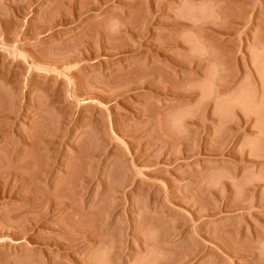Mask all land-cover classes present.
Instances as JSON below:
<instances>
[{
    "label": "rangeland",
    "instance_id": "374dc122",
    "mask_svg": "<svg viewBox=\"0 0 264 264\" xmlns=\"http://www.w3.org/2000/svg\"><path fill=\"white\" fill-rule=\"evenodd\" d=\"M0 264H264V0H0Z\"/></svg>",
    "mask_w": 264,
    "mask_h": 264
},
{
    "label": "bare ground",
    "instance_id": "6f19581e",
    "mask_svg": "<svg viewBox=\"0 0 264 264\" xmlns=\"http://www.w3.org/2000/svg\"><path fill=\"white\" fill-rule=\"evenodd\" d=\"M85 87V86H84ZM166 140V139H165ZM164 143V142H163ZM182 149V148H181ZM244 200V199H243ZM250 200V199H249ZM252 203V202H251ZM25 228V227H24Z\"/></svg>",
    "mask_w": 264,
    "mask_h": 264
}]
</instances>
